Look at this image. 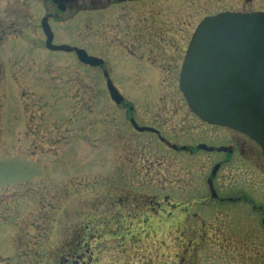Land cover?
Here are the masks:
<instances>
[{
	"label": "rangeland",
	"instance_id": "obj_1",
	"mask_svg": "<svg viewBox=\"0 0 264 264\" xmlns=\"http://www.w3.org/2000/svg\"><path fill=\"white\" fill-rule=\"evenodd\" d=\"M39 1L0 0V264H76V258L77 264H180L187 246L184 180L206 187L211 159L188 160L155 135L136 132L129 120L159 129L179 148L200 127L179 90L180 62H173V74L159 58L148 67H121L119 38L126 32L118 19L104 17L50 21L54 44L84 49L103 59L104 69L81 64L73 53L50 52ZM16 3L28 18L10 15ZM135 7L142 36L129 35L130 46L186 47L203 18L264 12V0H144ZM105 70L124 97L121 106L109 97ZM258 169L264 192V168ZM247 179L254 180L224 171L216 183L251 185ZM167 197L178 207L166 205ZM248 214L242 219L254 224ZM191 249L195 264L223 263ZM243 264H264V256Z\"/></svg>",
	"mask_w": 264,
	"mask_h": 264
},
{
	"label": "flooded vegetation",
	"instance_id": "obj_2",
	"mask_svg": "<svg viewBox=\"0 0 264 264\" xmlns=\"http://www.w3.org/2000/svg\"><path fill=\"white\" fill-rule=\"evenodd\" d=\"M17 1L19 2V0ZM142 1L144 0H60L56 3L54 0H41L39 3L45 11L41 22L47 18L53 31L51 20L82 16L118 19L120 32L127 33L119 38V44L125 45L120 46L119 63L121 67H148L150 64H158L157 58H159L160 61L163 59L160 62L163 69H166L169 74H173L175 70L173 62H180L177 66L181 68L188 46H160V48L158 46H130V41L139 40L142 36V25L135 21L136 15H139L135 6ZM245 1L250 2L251 0ZM16 5L17 7L11 6L10 15H16L17 18H28V11L23 9L24 6L19 7L17 3ZM13 25L12 23L11 27ZM53 33L55 40V32L53 31ZM129 35H132L129 38L130 41L127 39ZM138 70L141 72V69L138 68ZM157 75L155 73V77ZM133 109L130 108L129 112H132ZM131 119L135 118L130 117L129 120ZM199 122L200 127L190 129L189 134H186L182 139L181 148L177 146V143L171 144L169 140L166 141L161 136L159 129L140 125L156 129L159 133L149 134L155 135L170 150L176 153L181 152L188 160L198 157L200 154H207L211 159L209 171L204 173L208 175L205 181L206 187L191 186L184 180L180 212L183 222L182 241L187 243V246L185 259L180 264H195L193 257H190L191 247L195 248V246L194 251L198 253L199 257L202 255L204 258L207 256L210 258L209 254L211 256L218 255L223 260L222 264H238L235 260H240V264H243L247 258L254 259L259 255L264 256V192L260 191L259 181L262 179H260L261 173L258 169V166L264 168L262 150L258 144L238 131L211 126L200 120ZM161 138L164 140L161 141ZM173 145L178 148L173 149ZM201 146H207L212 150L202 149ZM192 170L186 168L187 178H191L193 181L195 178L192 176L195 172ZM224 171L241 178L253 176L254 180L247 179L251 185L240 187L217 186L216 180ZM201 172L200 169L196 172L201 174L200 182L203 181V172ZM257 178L260 180L257 181ZM255 181L259 185H256ZM167 189L168 192L175 190L173 187H166L164 191ZM249 193L261 194L263 198L261 201H254L249 198ZM168 198L171 199V197L165 199L166 205L177 208L178 205L168 202ZM240 206L247 207L254 224L250 223V219L249 222L242 219L245 214H249L242 207V210L236 209ZM230 207L232 208L230 209ZM238 214L241 217L240 222L237 221L236 215ZM112 234L115 235V233ZM77 262L79 260L76 258L74 263L77 264Z\"/></svg>",
	"mask_w": 264,
	"mask_h": 264
},
{
	"label": "water",
	"instance_id": "obj_3",
	"mask_svg": "<svg viewBox=\"0 0 264 264\" xmlns=\"http://www.w3.org/2000/svg\"><path fill=\"white\" fill-rule=\"evenodd\" d=\"M42 28L48 50L73 52L82 64L103 67L102 59L89 56L83 49L54 46L47 18ZM104 76L111 100L120 105L122 96L109 74ZM179 88L200 120L247 135L261 147L264 157V12H224L203 19L186 52ZM131 123L138 132L158 133L139 127L133 119Z\"/></svg>",
	"mask_w": 264,
	"mask_h": 264
},
{
	"label": "trees",
	"instance_id": "obj_4",
	"mask_svg": "<svg viewBox=\"0 0 264 264\" xmlns=\"http://www.w3.org/2000/svg\"><path fill=\"white\" fill-rule=\"evenodd\" d=\"M116 235V234H115Z\"/></svg>",
	"mask_w": 264,
	"mask_h": 264
}]
</instances>
